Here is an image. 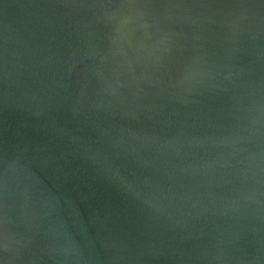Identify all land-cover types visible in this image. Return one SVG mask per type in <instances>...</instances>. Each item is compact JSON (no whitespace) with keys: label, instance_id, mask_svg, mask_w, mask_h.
<instances>
[{"label":"water","instance_id":"95a60500","mask_svg":"<svg viewBox=\"0 0 264 264\" xmlns=\"http://www.w3.org/2000/svg\"><path fill=\"white\" fill-rule=\"evenodd\" d=\"M0 264H264V0H0Z\"/></svg>","mask_w":264,"mask_h":264}]
</instances>
